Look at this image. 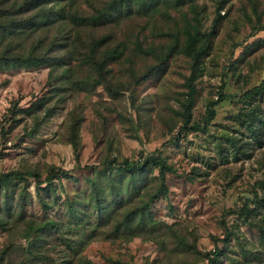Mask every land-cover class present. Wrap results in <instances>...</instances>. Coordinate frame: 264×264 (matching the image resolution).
<instances>
[{"label":"rangeland","instance_id":"obj_1","mask_svg":"<svg viewBox=\"0 0 264 264\" xmlns=\"http://www.w3.org/2000/svg\"><path fill=\"white\" fill-rule=\"evenodd\" d=\"M72 1L90 11L103 0ZM220 2H133L114 24L76 30L80 40L112 34L115 42L127 44V59L111 64L112 97L91 81L86 92L63 90L66 82L49 89L44 65L0 69V173L30 169L43 178L50 166L67 171L57 172L50 183L25 177L14 179L5 195L0 190V264H206L204 253L215 245L219 253L213 264H264V190L263 200L250 203L245 218L228 219L225 240L220 222L223 209L238 207L239 196L255 180H264V99L248 102L237 95L264 79V29H259L264 0ZM194 16L205 32L215 19V32L194 80L190 121L202 127L178 133L179 102L190 71V59L181 51L182 27ZM74 70L76 77L87 74L86 67ZM220 89L227 96L203 121L208 101ZM46 95L51 98L39 110H27ZM52 104L55 112L40 122ZM250 106L261 118L256 138L239 116ZM76 117L74 150L69 134ZM152 151L172 167L165 172L167 191L148 201L142 221L113 234L118 219L156 193L158 169L148 166L131 175L101 161L132 160ZM88 179L104 192L103 205L112 218L94 229L91 224L66 228L73 218L69 204L99 223ZM45 219L64 225L45 228L37 239L34 233ZM31 241L37 246L28 256Z\"/></svg>","mask_w":264,"mask_h":264},{"label":"trees","instance_id":"obj_2","mask_svg":"<svg viewBox=\"0 0 264 264\" xmlns=\"http://www.w3.org/2000/svg\"><path fill=\"white\" fill-rule=\"evenodd\" d=\"M144 0H103L99 7L92 8L90 11L82 7L81 4L73 3L72 0H0V69L11 68H30L38 66L48 67L49 84L52 89L55 84L66 82L69 87L63 86V90L76 92H86L87 84L91 81L92 85L102 84L107 94L112 97L115 90L112 87L113 73L112 63L119 62V59H127V44L124 42H115L112 34L106 36L92 35L88 40H80L74 32L78 29L90 27L109 26L114 24L119 19L123 12H127V5L130 3L142 4ZM183 0H172L174 5L179 6ZM223 2V0H221ZM220 2V3H221ZM193 23L187 21L182 27L184 34V45L181 51L190 59V71L185 79L184 86L186 90L180 100L181 125L180 131H196L202 126L198 122H191V107L195 94L194 80L196 78L199 64L203 55L206 53L211 36L215 32L216 21L214 19L211 29L207 32L201 30L197 23V16L193 17ZM101 29V28H98ZM259 29H264L260 27ZM176 43H174L175 45ZM82 48V50H81ZM162 62L167 57L165 53L162 55ZM86 67V75L83 77L73 76L74 69ZM52 91V90H51ZM216 99H211L206 105V121L214 116V104L222 99H225L227 94L217 90ZM238 96L251 102L256 96L264 99V79L257 84L237 93ZM51 95L41 96L31 102L29 108L31 112L39 110L42 102L45 104ZM55 112V105L48 106L41 112L40 122L47 119ZM240 119L245 124V127L253 133V138H256V127L260 121L256 108L250 106L244 108L239 113ZM37 118V117H36ZM80 118L76 117L70 126V142L76 150L78 140L76 129ZM39 123V122H38ZM37 123V124H38ZM33 129V128H32ZM177 136L171 137L170 140L176 141ZM78 157L77 151H74ZM78 159V158H76ZM107 167L112 165L119 166L122 170L129 172L131 175L139 174L143 168L152 166L158 169L159 184L155 191L151 193L143 202L142 205L127 211L116 223L111 226L113 234H117L119 230L130 228L134 220L142 221V216L147 214V203L158 193H165L167 186L165 183V172L172 171V167L163 157H160L156 151L145 154H139L136 159L123 158L117 160L111 157L101 161ZM66 174L65 169H58L50 166L43 178L34 170H18L10 169L0 173V190L5 195L9 185L14 179L29 177L35 183L42 182L50 183L53 176L58 174ZM91 183V191L94 193V207L97 210L98 221L93 224L90 218L79 208L69 204L68 211L73 216L66 228H76L80 225L87 227L92 225V228H97L101 221H108L112 215L103 205L104 192H99V185L92 179H88ZM264 190V180H255L250 190L239 196L240 205L238 207H227L221 212V225L223 227V240L227 239L229 229L227 228L228 219L231 217L245 218L250 211V203H258L262 199L260 195ZM100 197V200L98 199ZM6 200V199H5ZM4 200V204L6 201ZM76 201V200H75ZM39 226L34 233V236L40 238V233L45 228H60L59 225H64L61 222L53 219H45L38 223ZM264 232V229H260ZM28 234V233H27ZM92 233H89V236ZM37 241L36 239H32ZM69 240V239H68ZM33 241L29 242L27 247V255L33 256L34 249L37 246ZM70 241V240H69ZM219 247L215 245L212 251L204 253L206 264H213L217 260ZM30 262V260H27Z\"/></svg>","mask_w":264,"mask_h":264}]
</instances>
